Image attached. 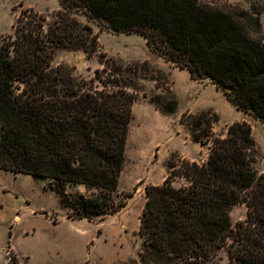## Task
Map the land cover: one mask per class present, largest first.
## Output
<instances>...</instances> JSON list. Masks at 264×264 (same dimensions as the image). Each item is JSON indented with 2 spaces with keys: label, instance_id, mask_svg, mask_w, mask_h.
I'll list each match as a JSON object with an SVG mask.
<instances>
[{
  "label": "trees",
  "instance_id": "1",
  "mask_svg": "<svg viewBox=\"0 0 264 264\" xmlns=\"http://www.w3.org/2000/svg\"><path fill=\"white\" fill-rule=\"evenodd\" d=\"M58 2L50 21L32 7L21 9L11 33L0 39V170L46 179L67 218L96 222L127 204L130 193L118 190L135 102L127 74L141 67L104 53L89 80L52 69L58 48L88 57L97 50L98 35L79 13L104 30L140 34L165 62L192 80L208 79L237 110L264 124V6L228 0ZM176 107L175 99L161 105L166 112ZM218 119L212 109L180 117L191 140L208 147L207 158L172 154L161 184L144 187L141 264H211L221 248L229 264H264V173L253 165L252 129L234 121L218 136ZM176 179L185 183L176 186ZM72 184L84 190H68ZM239 202L246 217L232 227L229 209ZM5 264L22 263L9 254Z\"/></svg>",
  "mask_w": 264,
  "mask_h": 264
},
{
  "label": "rangeland",
  "instance_id": "2",
  "mask_svg": "<svg viewBox=\"0 0 264 264\" xmlns=\"http://www.w3.org/2000/svg\"><path fill=\"white\" fill-rule=\"evenodd\" d=\"M228 1L244 8L250 3L264 6V0ZM26 7L42 13L48 21L60 8L58 0H0V39L11 33L14 19ZM76 16L97 33V50L88 57L79 49L58 48L51 58L52 69L89 80L101 67L104 53L124 65L141 66L127 74L135 102L118 190L130 196L121 211L102 220L70 219L56 193L46 187V179L0 170V264L6 263L9 254H16L22 264H141L143 237L138 227L146 199L144 187L161 184L172 154L182 159L178 151H193L189 132L180 123L183 114L212 109L219 117L213 132L222 137L228 125L246 117L255 141L253 165L258 174L264 173L263 123L237 110L208 79L192 80L186 70L165 62L148 48L140 34L107 31L83 13ZM260 18L264 26V12ZM173 99L176 109L164 111L161 105ZM184 183L176 179L174 185ZM246 211L242 202L230 207L232 227L246 217ZM211 264H229L225 248L216 251Z\"/></svg>",
  "mask_w": 264,
  "mask_h": 264
},
{
  "label": "crops",
  "instance_id": "3",
  "mask_svg": "<svg viewBox=\"0 0 264 264\" xmlns=\"http://www.w3.org/2000/svg\"><path fill=\"white\" fill-rule=\"evenodd\" d=\"M242 120L248 122V119L246 117H243L242 119H240V121H242ZM192 143L194 146L193 151H188V150L178 151L182 155V158H187L189 160L196 161V162L205 161L207 158L208 152L204 151V150H208V147L201 145V144L194 142V141ZM198 154H199V156H198ZM67 189L70 191H83L84 187H83V185H80V184H72V185H68Z\"/></svg>",
  "mask_w": 264,
  "mask_h": 264
}]
</instances>
